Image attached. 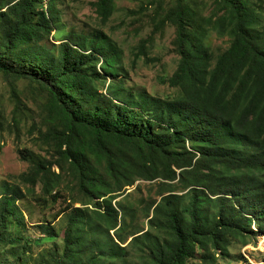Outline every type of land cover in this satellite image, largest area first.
Returning a JSON list of instances; mask_svg holds the SVG:
<instances>
[{"label":"trees","instance_id":"trees-1","mask_svg":"<svg viewBox=\"0 0 264 264\" xmlns=\"http://www.w3.org/2000/svg\"><path fill=\"white\" fill-rule=\"evenodd\" d=\"M151 2L159 17L135 55L144 53L165 24L173 27L171 44L178 59L167 82L178 91L171 98L134 95L122 79L116 80L118 51L102 30L70 35L54 52L41 44L57 22L50 8L42 9V0H13L6 12L0 10V76L15 105L13 131L19 136L18 80L45 94L40 108L50 124L42 138L51 158L20 179L31 187L40 183L43 193L54 197L56 183L66 174L84 197L81 204H92L90 216L98 222L91 223L90 236L79 233L88 216L74 208L63 249L52 253V264H113L124 257L122 247L111 246L110 234L124 229L127 210L113 201L136 180L158 182L160 199L147 208L148 223L163 235L135 238L139 264H214L216 254L229 256L235 241L246 245L252 234L264 237L260 7L249 0H212L204 17L187 0L167 6L163 0ZM93 6L102 22L113 12V0H95ZM206 28L230 37L214 60L202 40ZM108 77L115 81L107 84ZM3 123L0 113V131ZM19 154L26 160L23 151ZM175 185L187 190L184 207L173 193ZM24 198L18 187L1 198L0 244L9 231L8 216L21 222L16 203ZM204 205L214 209L210 217Z\"/></svg>","mask_w":264,"mask_h":264},{"label":"rangeland","instance_id":"rangeland-1","mask_svg":"<svg viewBox=\"0 0 264 264\" xmlns=\"http://www.w3.org/2000/svg\"><path fill=\"white\" fill-rule=\"evenodd\" d=\"M13 0H0V10L7 11ZM95 0H42V9L52 10L57 18L54 30L50 37L42 40L41 44L57 51L58 44L73 34L92 36L93 31L100 29L105 33L107 40L116 46L118 51L116 80L122 79L127 89L133 93L150 95L161 98H171L177 87L168 85L167 78L174 71L178 56L171 44L173 27L165 24L158 33H155L151 42L146 44L143 54L135 55L140 42L148 38L155 23V4L152 0H113L111 16L102 22L97 14L93 2ZM173 0H163L167 6ZM204 17L210 14L212 0H187ZM257 8L259 24L258 29H264V0H249ZM143 8L139 9V7ZM1 33V27H0ZM212 55V60L228 45L230 37L219 34L211 28H206L202 38ZM114 77H108L107 84L114 82ZM22 104L19 106L16 118L19 126V136L13 131L14 101L10 96L9 87L0 76V113L4 119V129L0 131V200L10 190L18 187L24 199H18L17 206L23 215L21 222L12 215L8 216L9 231L0 244V264H52L53 252L61 253L64 244V233L69 215L74 208L80 207L88 218L79 233L91 234L90 225L98 222L90 216L94 210L92 204L82 205L83 196L79 195L74 182L66 174L56 183L54 197L46 195L42 186L37 183L31 187L23 183L20 176L28 173L37 162L51 158V149L42 138L50 125L46 114L40 105L45 94L38 91L35 84L27 80L15 82ZM106 90H101L105 92ZM23 151L26 160H22L19 151ZM59 170L54 167V172ZM159 185L157 181L136 180L134 185L126 187L124 192L113 201L117 207L127 210L124 216V229L111 231V246L118 244L123 248V255L113 259V264H139V246L134 240L143 234L151 237L162 238L163 235L149 226L151 214L147 208L156 204ZM174 194L181 197L180 206L184 207L187 200V190L180 185H175ZM37 199V200H36ZM89 203V202H87ZM202 210L210 217L214 209L209 205L202 206ZM150 212V211H149ZM91 221V222H90ZM121 223V222H120ZM123 225V224H122ZM120 224V227L122 226ZM254 231L257 225L253 224ZM102 241L103 238L98 235ZM264 237L247 238V243L235 241L229 248V256L222 258L215 255L214 264H264ZM22 252V256L19 253ZM120 252L116 250V253ZM193 264H201L193 261Z\"/></svg>","mask_w":264,"mask_h":264},{"label":"bare ground","instance_id":"bare-ground-1","mask_svg":"<svg viewBox=\"0 0 264 264\" xmlns=\"http://www.w3.org/2000/svg\"><path fill=\"white\" fill-rule=\"evenodd\" d=\"M264 243H262V245H263Z\"/></svg>","mask_w":264,"mask_h":264}]
</instances>
